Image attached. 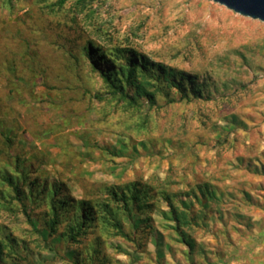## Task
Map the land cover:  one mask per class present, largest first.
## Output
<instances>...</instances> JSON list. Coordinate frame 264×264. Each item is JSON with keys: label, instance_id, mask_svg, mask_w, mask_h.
I'll return each instance as SVG.
<instances>
[{"label": "rangeland", "instance_id": "rangeland-1", "mask_svg": "<svg viewBox=\"0 0 264 264\" xmlns=\"http://www.w3.org/2000/svg\"><path fill=\"white\" fill-rule=\"evenodd\" d=\"M53 2L0 0V168L19 154L30 179L59 182L76 200L139 180L207 216L185 229L193 252L160 196L141 231L126 223L135 241L97 226L75 243L54 241L53 252L0 202V227L30 253L20 248L25 258L3 264H73L74 256L82 264H264V23L209 0H94L81 14L52 10ZM87 38L190 74L202 98L158 96L157 107L136 113L96 101L101 80L79 54ZM147 113L146 129H137Z\"/></svg>", "mask_w": 264, "mask_h": 264}, {"label": "trees", "instance_id": "trees-1", "mask_svg": "<svg viewBox=\"0 0 264 264\" xmlns=\"http://www.w3.org/2000/svg\"><path fill=\"white\" fill-rule=\"evenodd\" d=\"M91 1L94 0H54L50 6L52 10L58 11L71 5L81 14ZM75 19L77 17L73 16L72 20ZM79 48V54L89 59L93 72L98 74L103 86V90L94 94L96 101L114 102L115 108L120 106L124 111L136 113L144 106H147L149 111L157 107L158 96L167 104L177 100L190 102L202 98L193 76L150 61L127 45H116L106 50L87 38ZM148 123L149 113L135 126L144 130ZM4 136L6 141L10 142V137L5 134ZM120 145L126 147V142ZM121 151L115 150L113 156H120ZM23 163L20 155L15 154L13 162H8L9 168H0V202H3L6 210L19 212L25 217L47 250H56L54 241L75 243L88 230L97 226H101L111 236L135 241L131 233L126 231L125 225L128 223L134 233L141 231L143 219L146 220L143 215L151 209L152 204L149 201L157 196H160L168 207L165 215L174 223L173 230L177 239L187 246L190 252L195 250V242L185 229L199 226L205 220L207 212L201 210L199 215L194 214L188 204L176 203L175 196L167 191H158L146 182L132 180L102 186L100 196L95 199L82 197L76 200L63 192V185L59 182L40 183L37 179H30L32 167L24 166ZM7 189L11 190L10 193ZM198 189L202 193L208 186L201 185ZM184 196L202 203L194 192H186ZM38 209H42V212L37 213ZM59 228L62 229L61 232ZM23 243L24 241H18L11 231L1 226L0 264L6 261V257L13 261L25 258L21 256L23 254L20 248L26 255H30ZM73 255L72 253L71 257ZM71 260L73 264H82L76 256Z\"/></svg>", "mask_w": 264, "mask_h": 264}, {"label": "water", "instance_id": "water-1", "mask_svg": "<svg viewBox=\"0 0 264 264\" xmlns=\"http://www.w3.org/2000/svg\"><path fill=\"white\" fill-rule=\"evenodd\" d=\"M243 17L264 23V0H209Z\"/></svg>", "mask_w": 264, "mask_h": 264}, {"label": "crops", "instance_id": "crops-1", "mask_svg": "<svg viewBox=\"0 0 264 264\" xmlns=\"http://www.w3.org/2000/svg\"><path fill=\"white\" fill-rule=\"evenodd\" d=\"M262 248L264 247V243L262 244V246H261Z\"/></svg>", "mask_w": 264, "mask_h": 264}]
</instances>
